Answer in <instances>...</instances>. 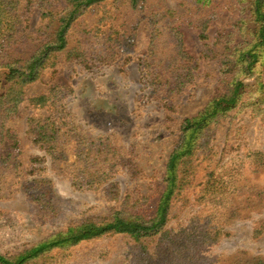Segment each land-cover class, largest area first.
<instances>
[{
  "label": "rangeland",
  "instance_id": "374dc122",
  "mask_svg": "<svg viewBox=\"0 0 264 264\" xmlns=\"http://www.w3.org/2000/svg\"><path fill=\"white\" fill-rule=\"evenodd\" d=\"M249 1L82 6L66 48L14 90L9 66L53 43L73 4L0 0L1 255L116 213L150 222L185 121L243 81L237 105L183 157L182 189L158 234H107L27 264H264V69L235 67L254 41Z\"/></svg>",
  "mask_w": 264,
  "mask_h": 264
},
{
  "label": "trees",
  "instance_id": "16d2710c",
  "mask_svg": "<svg viewBox=\"0 0 264 264\" xmlns=\"http://www.w3.org/2000/svg\"><path fill=\"white\" fill-rule=\"evenodd\" d=\"M102 0H72L73 9L65 17H61L60 27L56 33L55 41L44 45L30 60L23 66H9L8 78L15 81V88L25 86L35 82L41 71L46 67L47 61L66 48V32L71 25L75 15L82 6H89ZM250 14L254 24V41L247 47L237 51L235 55L236 68L244 76H251L259 69H264V0H250ZM233 90L229 95L215 99L210 107L202 112L198 117L187 119L183 125L185 140L170 156L167 165V186L162 195L156 214L150 222H145L140 218L129 215L125 216L116 213L112 220L98 224H84L77 228H70L67 232L59 233L47 241H44L17 257L10 259L0 254V264H27L41 255L57 247L77 245L82 241L102 237L107 234H127L136 240L149 235L158 234L167 224L170 205L174 195L182 189L178 169L180 163L192 154L197 137L217 116L233 109L240 100L242 90L245 85L243 81L233 83ZM13 90V91H14ZM45 98L34 100L35 103L43 102Z\"/></svg>",
  "mask_w": 264,
  "mask_h": 264
}]
</instances>
